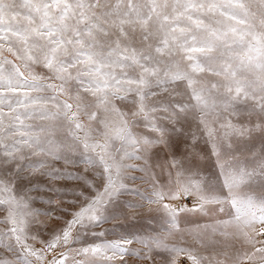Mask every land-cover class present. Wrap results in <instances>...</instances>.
<instances>
[{
	"label": "snow or ice",
	"instance_id": "6c2138e0",
	"mask_svg": "<svg viewBox=\"0 0 264 264\" xmlns=\"http://www.w3.org/2000/svg\"><path fill=\"white\" fill-rule=\"evenodd\" d=\"M0 264H264V0H0Z\"/></svg>",
	"mask_w": 264,
	"mask_h": 264
},
{
	"label": "rangeland",
	"instance_id": "374dc122",
	"mask_svg": "<svg viewBox=\"0 0 264 264\" xmlns=\"http://www.w3.org/2000/svg\"><path fill=\"white\" fill-rule=\"evenodd\" d=\"M141 223H145V224H147V223H151L152 226H156V222H146V221H141Z\"/></svg>",
	"mask_w": 264,
	"mask_h": 264
}]
</instances>
